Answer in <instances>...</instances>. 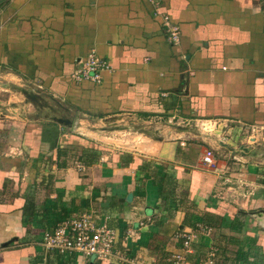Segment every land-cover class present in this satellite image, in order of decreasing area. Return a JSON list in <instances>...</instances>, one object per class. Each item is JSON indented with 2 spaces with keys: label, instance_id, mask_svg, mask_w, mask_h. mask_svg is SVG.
<instances>
[{
  "label": "crops",
  "instance_id": "obj_1",
  "mask_svg": "<svg viewBox=\"0 0 264 264\" xmlns=\"http://www.w3.org/2000/svg\"><path fill=\"white\" fill-rule=\"evenodd\" d=\"M92 52L111 71L76 82ZM0 73V90L42 98L0 102V264H128L42 247L85 214L129 259L169 264L191 231V264L210 247L219 264H264V153L236 151L264 132V0H8ZM199 122L220 140L201 139ZM83 149L100 151L98 164L85 166ZM155 174L192 208L172 198L165 209Z\"/></svg>",
  "mask_w": 264,
  "mask_h": 264
},
{
  "label": "built area",
  "instance_id": "obj_2",
  "mask_svg": "<svg viewBox=\"0 0 264 264\" xmlns=\"http://www.w3.org/2000/svg\"><path fill=\"white\" fill-rule=\"evenodd\" d=\"M163 26L167 30L169 42L171 44L178 43V27L168 17L163 19ZM79 65L80 68L72 77L76 82L90 81L99 84L103 80V73L111 71V65L107 61L98 58L94 52L90 53L86 59L80 61ZM255 131V129L252 130V132ZM205 162L208 164L213 162L212 151L207 152ZM79 168L84 169L83 166ZM226 183L231 184L232 182L227 180ZM238 183L242 184V182ZM143 227H145V224L140 222L138 228ZM177 238L183 241V248L180 253L171 256L168 260L169 264H191L188 261V256L192 253L191 244L196 239V234L191 231H184L180 232ZM40 243L46 251L56 252L61 255L75 253L103 261L118 259L128 264H157L156 261L144 262L129 259L122 253V250L117 249V233L105 225H97L92 216L88 214L59 222L53 231H47L41 235ZM219 252L218 248L210 247L208 253L194 264H219V261L222 260Z\"/></svg>",
  "mask_w": 264,
  "mask_h": 264
},
{
  "label": "rangeland",
  "instance_id": "obj_3",
  "mask_svg": "<svg viewBox=\"0 0 264 264\" xmlns=\"http://www.w3.org/2000/svg\"><path fill=\"white\" fill-rule=\"evenodd\" d=\"M7 1L8 0H0V9L6 4ZM0 83H4V80L3 79L2 80L0 79ZM9 84H14V85L16 84V86H18L21 83L18 82V84H17V82L16 83L11 82ZM8 89H10V90H7L6 92H5L4 89L3 90H0V102H3L4 104H8L7 102L10 101L11 103H9V106H11L12 104H18L19 101H21L22 100V97H23L22 93L20 92V90L22 88H20V90H18V89L16 90L15 88L13 90H11L12 89L11 87L8 88ZM166 120L168 122L169 119L167 118ZM163 121H164V119L161 120V121H158V123H161V122L163 123ZM196 124L198 126H193V127L195 129V133L196 134H200V138L201 139H204V140H207V141L208 140H214V141H217V140L219 141L220 140V138L218 136L219 135L218 125L209 124V123H200V122L199 123H196ZM101 125L107 126V124H102V123H101ZM95 127H97V126H95ZM221 130H223V129H221ZM250 133H251V131H250ZM245 135H246V137L247 136L248 137L251 136V137H253V139H255V138L258 137V139H259L258 140V143L257 144H253V145H252L251 142L250 143L245 142L244 144L242 143L241 146L240 145L238 146L239 149H237L236 151L239 152V153H243L245 148L246 149L248 148V150H249V147L251 148L253 146L254 148H251V149H253V150H256L257 149L260 153L263 154L264 153V132L263 131H256L253 134H248L247 133ZM221 137H222V139L223 138H227L226 136H221ZM135 138H136V135L135 136L132 135L129 138H126L125 137V139L131 141V143H137L139 140H136L137 141L136 142V141H134ZM221 142H222V140H221ZM215 147L218 148L219 150L220 149L221 150L224 149L223 143L220 144V145H219V143H215ZM257 150L255 152L259 153Z\"/></svg>",
  "mask_w": 264,
  "mask_h": 264
},
{
  "label": "trees",
  "instance_id": "obj_4",
  "mask_svg": "<svg viewBox=\"0 0 264 264\" xmlns=\"http://www.w3.org/2000/svg\"><path fill=\"white\" fill-rule=\"evenodd\" d=\"M102 153L98 150H94V149H83L81 157L79 158V160L87 167L89 166H93L98 164V162L100 161ZM156 185L159 188L160 191V196L162 198V202H163V207L165 209L168 208V202L173 198L175 200H179L180 204L182 203V205L189 204V207L191 206L192 208V204L187 203V201L185 202V199H181L180 197H178L179 194H177L178 191V181L175 179H172V177H168L163 176V177H159L157 174L154 175L153 177ZM181 210L187 211L185 207H178ZM170 209V208H168ZM188 212V218L186 219V224L189 222V219L191 218L190 212ZM29 211L26 210V214H28Z\"/></svg>",
  "mask_w": 264,
  "mask_h": 264
},
{
  "label": "water",
  "instance_id": "obj_5",
  "mask_svg": "<svg viewBox=\"0 0 264 264\" xmlns=\"http://www.w3.org/2000/svg\"><path fill=\"white\" fill-rule=\"evenodd\" d=\"M20 90V89H18ZM20 92L25 96V98L27 99L28 103H32V104H40V101H42V98L39 97L38 95H34L33 91H28V90H20ZM244 152H248V149H244ZM236 153V152H235ZM242 154V153H241Z\"/></svg>",
  "mask_w": 264,
  "mask_h": 264
}]
</instances>
